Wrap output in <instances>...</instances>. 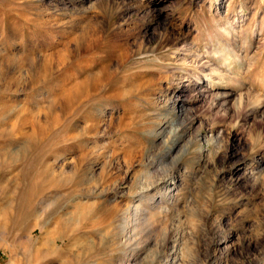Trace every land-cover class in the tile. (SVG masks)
<instances>
[{
	"label": "rangeland",
	"instance_id": "374dc122",
	"mask_svg": "<svg viewBox=\"0 0 264 264\" xmlns=\"http://www.w3.org/2000/svg\"><path fill=\"white\" fill-rule=\"evenodd\" d=\"M162 263L264 264V0H0V264Z\"/></svg>",
	"mask_w": 264,
	"mask_h": 264
},
{
	"label": "bare ground",
	"instance_id": "6f19581e",
	"mask_svg": "<svg viewBox=\"0 0 264 264\" xmlns=\"http://www.w3.org/2000/svg\"><path fill=\"white\" fill-rule=\"evenodd\" d=\"M17 66H18V64H17ZM196 78H197V80L193 84L191 83V85L193 87L197 88V90L198 91H201V92H204L206 90V89H203V88L212 87L211 84L214 82V80H213L214 77H212V76H209L208 78H205L204 80H202V77L201 76H196ZM207 81H209L211 83V84H209L210 86L208 85ZM200 83H203V86H200L199 85ZM228 95L230 96V93H228ZM159 184H162V186H160V191L161 190H165V194L164 193L163 194L166 195V194H170L171 190L173 189L174 182H173V179L168 178V179H164V180L160 181ZM155 187L156 186H154L153 184L152 185H148L147 187H140V189H139V191L137 193V197H138L137 198V201L147 200V201L152 202L156 198L157 195L156 194H150V190L153 189V188H155ZM139 210H140L139 204H135V205L131 206L130 208H127L126 210H124L122 212L121 221L126 224L125 228L123 229V232H126V233L129 232V230H128L129 229V226L128 225H129L130 221L132 220V218L134 219V218H136L138 216V213L140 212ZM173 260H174V258H173ZM162 264H164V263H162Z\"/></svg>",
	"mask_w": 264,
	"mask_h": 264
}]
</instances>
